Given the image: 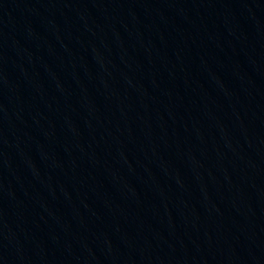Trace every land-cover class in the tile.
I'll return each instance as SVG.
<instances>
[{
  "label": "water",
  "instance_id": "95a60500",
  "mask_svg": "<svg viewBox=\"0 0 264 264\" xmlns=\"http://www.w3.org/2000/svg\"><path fill=\"white\" fill-rule=\"evenodd\" d=\"M0 264H264V0H192L0 219Z\"/></svg>",
  "mask_w": 264,
  "mask_h": 264
}]
</instances>
